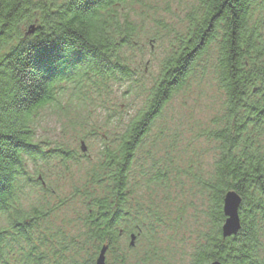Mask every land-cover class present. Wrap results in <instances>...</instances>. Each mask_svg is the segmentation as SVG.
<instances>
[{"label": "trees", "instance_id": "16d2710c", "mask_svg": "<svg viewBox=\"0 0 264 264\" xmlns=\"http://www.w3.org/2000/svg\"><path fill=\"white\" fill-rule=\"evenodd\" d=\"M124 3L0 5V214L8 224L0 229V264L11 244L21 242L27 245L20 248L23 259L30 264H95L103 247L106 264H170L171 251L159 238L182 219L186 188L190 204L199 198L204 205L207 229L188 264H264V0H193L184 31L173 36L157 79L146 91L144 108L113 133L111 142L101 139L98 162L56 206L78 202L80 213L69 228L58 225L46 231L42 224H47L50 211L32 209L27 214L18 203L20 182L33 184L26 176L27 161L37 165L57 160L66 170L63 178L67 163L76 160L65 147L48 152L34 142V115L55 101V87L86 83L106 90L132 80L122 50L136 30L126 20L120 23L117 11ZM34 20V35L22 40L20 25ZM51 47L72 48L79 56L70 65L39 64L37 50ZM207 54L224 98L219 127L201 133L214 144L211 170L204 173L190 162L179 169L168 148L157 150L159 139L137 159L153 123ZM230 191L241 200L240 228L224 239L222 205ZM48 192L42 185L41 193ZM173 195L178 204L172 221L161 204Z\"/></svg>", "mask_w": 264, "mask_h": 264}, {"label": "rangeland", "instance_id": "374dc122", "mask_svg": "<svg viewBox=\"0 0 264 264\" xmlns=\"http://www.w3.org/2000/svg\"><path fill=\"white\" fill-rule=\"evenodd\" d=\"M192 2L125 0L117 12L120 23L126 20L136 30L129 46L122 50L133 75L132 83L108 85L106 90L86 83L80 86L63 83L55 87V101L35 113L31 125L34 142L48 152L65 147L76 157L75 161L67 163L69 172L63 178L61 175H64L65 169L57 160L37 165L27 161L25 165L26 176L33 184L21 181L15 193L25 213L30 214L32 209L46 214L50 211L47 224H42L44 230L58 225L69 228L70 222L80 213L78 202H68L60 209L55 208L70 195L73 185L84 181L86 171L98 162L101 139L111 142L113 133L121 131L123 124L144 108L146 91L157 79L160 64L170 51L173 36L176 32L184 31L185 14ZM29 25L35 26V23ZM28 27H19L20 36L27 32ZM208 54L197 62L181 90L163 108L144 138L137 159L142 160L147 150L159 139L161 142L159 145L157 143V150L164 152L162 149L168 148L179 169H184L186 163L190 162L198 165L204 173L211 170L214 144L201 137V133L219 127L224 98L210 62L212 56ZM80 142L86 148L82 155ZM42 185L47 187L48 194L41 193ZM187 191L186 188L181 199L185 206L182 219L178 223H171L168 231L159 238L162 245L168 246L171 251L170 264H188L194 245L207 230L202 214L204 205L201 206L199 198H194L190 204L191 195ZM154 196L162 200L159 193ZM173 199L174 195L161 204L172 221L176 217L174 212L178 204L173 203ZM7 228V216L1 213L0 229ZM11 247L3 258V264H30L23 259L25 252L20 251V248L27 249L24 242L18 246L11 244Z\"/></svg>", "mask_w": 264, "mask_h": 264}, {"label": "water", "instance_id": "95a60500", "mask_svg": "<svg viewBox=\"0 0 264 264\" xmlns=\"http://www.w3.org/2000/svg\"><path fill=\"white\" fill-rule=\"evenodd\" d=\"M35 31V27L34 26H30L28 28L27 31V35H32ZM80 149L81 152L84 153L85 152V146L83 143L80 144ZM230 194L231 196L228 197L229 200H233V211L230 214H226L225 213V199L226 196ZM241 200L240 198L236 195V193L230 191L227 192L223 198V205H222V213L223 216L225 218L224 223L221 227V235L222 238L226 239V238H230L236 235V233L238 232L239 228H240V224H239V218H238V209L240 206ZM134 242H135V236L131 235L129 238V247L132 248L134 247ZM107 248L103 247L96 260H95V264H106L105 261V254H106ZM211 264H220L218 262H213Z\"/></svg>", "mask_w": 264, "mask_h": 264}, {"label": "snow or ice", "instance_id": "6c2138e0", "mask_svg": "<svg viewBox=\"0 0 264 264\" xmlns=\"http://www.w3.org/2000/svg\"><path fill=\"white\" fill-rule=\"evenodd\" d=\"M79 53L72 48L51 47L37 50L35 54L36 61L41 65H52L54 63H63L70 65L76 61ZM228 194L225 199V213L230 214L233 211V200H229Z\"/></svg>", "mask_w": 264, "mask_h": 264}, {"label": "flooded vegetation", "instance_id": "af4514ba", "mask_svg": "<svg viewBox=\"0 0 264 264\" xmlns=\"http://www.w3.org/2000/svg\"><path fill=\"white\" fill-rule=\"evenodd\" d=\"M23 1H25V2H30L31 3V1H40L41 3H47L49 0H0V5H6V4H10V5H14V4H17V2H23ZM63 0H57V2H62ZM36 23V20H34L33 22H31V23H29V24H33V23ZM27 25V26H32V25ZM12 26L13 25H11V28H12ZM20 26H26V25H20ZM15 27V26H14ZM28 27V28H29ZM35 27V26H34ZM28 31V30H27ZM14 34H16V33H14ZM0 35H1V28H0ZM28 36H30V35H27V32L25 33V34H23V36H22V40H24V39H27L28 38ZM27 37V38H26ZM14 42V41H13Z\"/></svg>", "mask_w": 264, "mask_h": 264}]
</instances>
